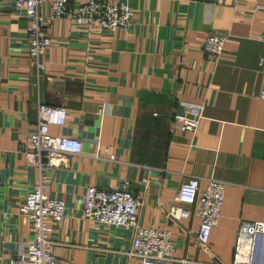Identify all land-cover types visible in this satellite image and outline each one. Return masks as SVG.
Listing matches in <instances>:
<instances>
[{"label": "crops", "instance_id": "0c3cea01", "mask_svg": "<svg viewBox=\"0 0 264 264\" xmlns=\"http://www.w3.org/2000/svg\"><path fill=\"white\" fill-rule=\"evenodd\" d=\"M84 1L72 0L70 12ZM127 1L131 25L109 31L87 29L70 15L50 20L51 0H43L51 44L39 73L28 56L27 17L13 0L2 1L0 264L18 258L33 238L19 206L38 183L65 203L51 234L59 264H139L127 255L130 229L83 216L88 186L128 180L142 200L139 224L169 230L172 257L188 264H233L239 223L264 221V0ZM211 33L225 38L216 58L203 51ZM39 103L67 112L65 125L49 126L51 135L82 141L79 154L41 170L18 148L36 128ZM196 113L195 131L172 128L174 116ZM189 177L200 189L210 178L224 182L205 245L197 217L168 215Z\"/></svg>", "mask_w": 264, "mask_h": 264}, {"label": "built area", "instance_id": "2783aa9c", "mask_svg": "<svg viewBox=\"0 0 264 264\" xmlns=\"http://www.w3.org/2000/svg\"><path fill=\"white\" fill-rule=\"evenodd\" d=\"M0 0V14L2 12ZM72 0H51L50 20L70 15L72 20L87 29H128L133 12L127 0H85L70 12ZM43 0H13V6L23 11L28 19L27 50L31 64L39 73L43 69L41 57L50 46L46 18L40 12ZM255 8H261L256 6ZM264 9V5L262 7ZM223 34L211 33L203 43V51L216 58L223 51ZM264 99V88L258 94ZM197 114V113H196ZM36 128L18 148L32 165L44 169L64 161L68 155L82 151V141L71 136H54L48 132L50 125L63 126L67 112L63 107L39 103ZM199 113L190 118L174 116L172 128L181 131H195L199 124ZM115 160L114 155L109 156ZM146 180L143 179V182ZM129 181L120 180L108 188L86 187L83 194V216L98 225L115 226L132 231L131 247L127 255L139 259V264H188L186 258H173L174 249L171 233L164 227H150L139 224L138 210L142 200L129 190ZM264 190V183H263ZM224 197V182L210 178L204 189L199 188V179L189 177L183 181L168 210L169 217H197V240L205 245L212 228L217 225ZM184 205V206H182ZM65 203L47 195L43 185L38 183L29 191L19 206V216L23 223L32 227L33 238L27 243L21 255L10 264H59L53 252L51 237L53 223L63 220ZM233 264H264V221L242 220L238 225L234 247Z\"/></svg>", "mask_w": 264, "mask_h": 264}]
</instances>
